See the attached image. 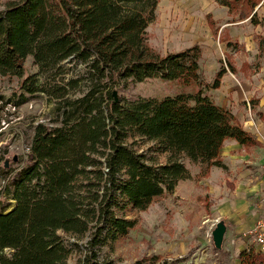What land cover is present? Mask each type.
<instances>
[{
  "label": "trees",
  "instance_id": "trees-1",
  "mask_svg": "<svg viewBox=\"0 0 264 264\" xmlns=\"http://www.w3.org/2000/svg\"><path fill=\"white\" fill-rule=\"evenodd\" d=\"M214 1L236 21L264 30L255 13L264 0ZM158 2L8 0L0 12V80H19L9 98L0 93V122L7 107L38 95L55 104L51 123L34 127L29 163L8 182L11 172L0 166V195L11 200L0 208V264H69L73 254L77 264H109L101 250L137 225L127 213L147 210L191 179L186 161L199 167L197 179L205 178L222 167L227 140L260 145L207 95L226 71L204 83L199 45L165 55L149 45L146 29ZM209 24L214 29L212 19ZM28 57L37 68L32 75L24 68ZM78 66L77 77L67 79ZM150 79L189 90L162 98L118 96ZM76 91L80 96L71 98ZM239 259L264 264L252 249ZM157 261L143 257L134 264Z\"/></svg>",
  "mask_w": 264,
  "mask_h": 264
},
{
  "label": "rangeland",
  "instance_id": "rangeland-1",
  "mask_svg": "<svg viewBox=\"0 0 264 264\" xmlns=\"http://www.w3.org/2000/svg\"><path fill=\"white\" fill-rule=\"evenodd\" d=\"M7 1L0 0V12ZM255 13L263 20L264 3ZM210 19L216 32L210 28ZM146 35L149 45L162 55L199 45V71L204 83L211 84L216 73L224 69L219 88L207 95L214 104L228 110L260 145L243 148L226 141L220 151L222 167H212L205 178L197 179L199 167L186 161L192 178L180 182L172 194L155 199L147 210L127 213L128 219L137 221L136 227L125 238L109 242L101 250V261L134 264L143 257H159L156 264H241L242 251L252 249L256 253L248 232L264 212V30L248 19L236 21L214 0H159ZM24 68L28 75L37 72L30 57ZM79 69L71 71L67 79L77 77ZM18 82L14 78L1 79L0 93L9 98ZM184 89L173 82L150 79L119 91L118 96L127 100L162 98ZM79 96L77 91L70 95ZM54 109L53 102L38 95L18 108L7 107L1 114L0 166L8 161L7 172L11 175L7 182L29 163L28 146L34 127L39 123L49 125L55 117ZM149 156L164 161L163 155ZM0 199V208L11 205L5 195ZM218 221L227 229L220 250L212 235ZM233 227L231 243L228 240ZM69 264H77L76 255L71 256Z\"/></svg>",
  "mask_w": 264,
  "mask_h": 264
},
{
  "label": "built area",
  "instance_id": "built-area-1",
  "mask_svg": "<svg viewBox=\"0 0 264 264\" xmlns=\"http://www.w3.org/2000/svg\"><path fill=\"white\" fill-rule=\"evenodd\" d=\"M262 200L264 204V162L262 164V180H261ZM248 238L252 240V246L256 253L264 255V212L258 217L252 228L248 232ZM250 249H247L249 251Z\"/></svg>",
  "mask_w": 264,
  "mask_h": 264
},
{
  "label": "water",
  "instance_id": "water-1",
  "mask_svg": "<svg viewBox=\"0 0 264 264\" xmlns=\"http://www.w3.org/2000/svg\"><path fill=\"white\" fill-rule=\"evenodd\" d=\"M113 95L116 99L115 92L113 93ZM14 161H15V158H14ZM7 164H8V161L4 163L5 168H7ZM212 235H213V240L215 242V245L219 246L222 243L224 236H225V227L221 223H219V225H217L216 228L213 230Z\"/></svg>",
  "mask_w": 264,
  "mask_h": 264
},
{
  "label": "crops",
  "instance_id": "crops-1",
  "mask_svg": "<svg viewBox=\"0 0 264 264\" xmlns=\"http://www.w3.org/2000/svg\"><path fill=\"white\" fill-rule=\"evenodd\" d=\"M240 124V123H239ZM241 125V124H240ZM242 126V125H241ZM242 128H243V126H242ZM244 129V128H243ZM228 141V140H227ZM231 141H233V140H231ZM235 142V141H234ZM236 143V142H235ZM260 143V142H259ZM225 144V143H224ZM237 144V143H236ZM239 145V144H238ZM262 165V164H261ZM260 165V166H261ZM235 205V204H234ZM263 210H264V208H263ZM226 231H227V229H226ZM231 231V235H230V238L231 239H229L228 241L229 242H231L232 243V238H233V235H234V227L230 230ZM228 234V233H227ZM229 237H227V239H228Z\"/></svg>",
  "mask_w": 264,
  "mask_h": 264
},
{
  "label": "bare ground",
  "instance_id": "bare-ground-1",
  "mask_svg": "<svg viewBox=\"0 0 264 264\" xmlns=\"http://www.w3.org/2000/svg\"><path fill=\"white\" fill-rule=\"evenodd\" d=\"M217 225H219V221L216 222V226H217ZM216 226H215V228H216ZM224 227H225V226H224ZM225 233H226V227H225ZM223 242H224V239H223L222 243L218 246V250H220V249L222 248V246H223Z\"/></svg>",
  "mask_w": 264,
  "mask_h": 264
}]
</instances>
